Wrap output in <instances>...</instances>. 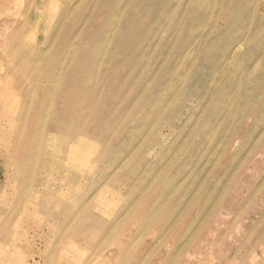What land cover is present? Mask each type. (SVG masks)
Here are the masks:
<instances>
[{
  "label": "rangeland",
  "instance_id": "obj_1",
  "mask_svg": "<svg viewBox=\"0 0 264 264\" xmlns=\"http://www.w3.org/2000/svg\"><path fill=\"white\" fill-rule=\"evenodd\" d=\"M0 264H264V0H0Z\"/></svg>",
  "mask_w": 264,
  "mask_h": 264
},
{
  "label": "bare ground",
  "instance_id": "obj_2",
  "mask_svg": "<svg viewBox=\"0 0 264 264\" xmlns=\"http://www.w3.org/2000/svg\"><path fill=\"white\" fill-rule=\"evenodd\" d=\"M234 56H235V54H234ZM161 133V132H160ZM158 134V133H157ZM160 136V135H159ZM162 139H163V137H162ZM72 142V140H67L66 141V143H65V147L66 148H70L71 147V142ZM148 156V155H147ZM116 180V179H115ZM107 191V190H106ZM111 194V193H110ZM103 197H105V196H103ZM107 197V196H106ZM108 198V197H107ZM107 198H105V199H107ZM103 200V203H105L106 204V201L104 200V199H102ZM110 200V199H109ZM109 206V205H108ZM103 208H106L105 206H104V204H103V206H102ZM110 207V206H109ZM103 210V209H102ZM107 210H109L108 208H107ZM106 211V210H105ZM107 212V211H106ZM112 212V210L110 209V213ZM112 215V214H111ZM96 218L98 219V220H101V221H105V219L103 218V217H101V216H99V215H96ZM113 218V217H112ZM111 220V219H110ZM72 238V237H71ZM73 245V244H72ZM72 249H74V248H72ZM78 251V250H77ZM89 251V250H88ZM80 252V251H79ZM82 252V251H81ZM78 253V252H77ZM84 253V252H83ZM81 255H83V254H81ZM79 257V256H78ZM81 257H83V256H81ZM80 257V258H81ZM47 260V259H46ZM78 262V261H77ZM50 263V262H49ZM75 263V262H74ZM79 263V262H78Z\"/></svg>",
  "mask_w": 264,
  "mask_h": 264
}]
</instances>
